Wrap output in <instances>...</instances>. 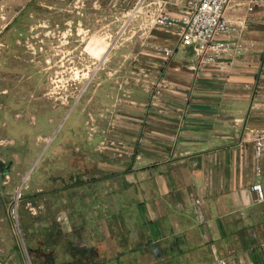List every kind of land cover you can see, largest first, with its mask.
<instances>
[{"label": "crops", "instance_id": "1", "mask_svg": "<svg viewBox=\"0 0 264 264\" xmlns=\"http://www.w3.org/2000/svg\"><path fill=\"white\" fill-rule=\"evenodd\" d=\"M188 1L147 7L179 17ZM225 17L230 30L218 39L228 47L204 63L176 31L153 29L144 55L156 69L155 93L135 135L105 156L89 194L73 201L66 224L54 206L51 218L19 203L14 215V203L0 198L7 264H264V199L251 187L260 181L264 191V155L253 149L264 131V0H232Z\"/></svg>", "mask_w": 264, "mask_h": 264}, {"label": "rangeland", "instance_id": "2", "mask_svg": "<svg viewBox=\"0 0 264 264\" xmlns=\"http://www.w3.org/2000/svg\"><path fill=\"white\" fill-rule=\"evenodd\" d=\"M147 3L0 0V198L14 215L19 203L51 218L54 206L66 224L105 156L137 132L156 85Z\"/></svg>", "mask_w": 264, "mask_h": 264}, {"label": "built area", "instance_id": "3", "mask_svg": "<svg viewBox=\"0 0 264 264\" xmlns=\"http://www.w3.org/2000/svg\"><path fill=\"white\" fill-rule=\"evenodd\" d=\"M231 1L189 0L185 11L179 17L171 16L165 10L159 9L152 13V20L158 27L176 31L180 43L193 47L200 56V62L204 63L206 60L214 59L228 47V43L219 40L218 37L230 30L225 13ZM158 50H161L165 57L174 54V48L171 46H160ZM262 71H264V61ZM253 149L256 158L259 159L264 155V131L254 134ZM261 171L258 165L257 175H260ZM251 187L257 193L259 200L264 199L263 186L260 181H256ZM213 264L228 263L225 258H218Z\"/></svg>", "mask_w": 264, "mask_h": 264}, {"label": "bare ground", "instance_id": "4", "mask_svg": "<svg viewBox=\"0 0 264 264\" xmlns=\"http://www.w3.org/2000/svg\"><path fill=\"white\" fill-rule=\"evenodd\" d=\"M0 264H4V263L0 260Z\"/></svg>", "mask_w": 264, "mask_h": 264}]
</instances>
